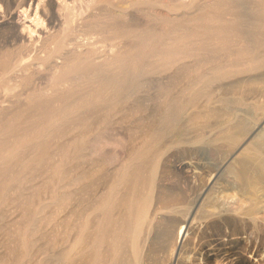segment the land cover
Segmentation results:
<instances>
[{
    "label": "rangeland",
    "instance_id": "obj_1",
    "mask_svg": "<svg viewBox=\"0 0 264 264\" xmlns=\"http://www.w3.org/2000/svg\"><path fill=\"white\" fill-rule=\"evenodd\" d=\"M34 2L35 5H37L39 0H0V79L3 83L8 82L10 86L18 84L20 79L17 78L16 74L22 75L23 72L15 68L17 65V53L29 58V60L18 65L23 66L27 63H31L29 72H25L24 74L34 72L30 82L31 84L22 87L18 86L14 91H6L4 87L0 85V264H47L49 259L57 258L66 246L70 247L71 244L73 245L77 241L80 243L82 242L84 245L88 242L89 246L88 249H85L86 251H83L86 253V256L82 253L81 259H78V262L76 261L74 264H88V262H90V259H88L90 255L89 250L91 251L92 247L95 246L92 240V234L95 231H98L100 239H102V236L104 237V240L102 239V247L99 251L102 252L101 250H103L102 253H104L107 250V253H104L106 256H110L111 254L109 243L112 242V240L114 242L119 241V244H122L124 241V234L120 239L116 237L117 235H121L120 229H123L122 215L125 213L127 206L125 203L126 201L123 199L127 198V192H125L126 190L123 188L124 186H122L124 183H121L117 169L126 161H128V163H134L135 167L139 164L142 165L140 160H133L134 156H137L145 149L146 140L149 139L152 133L151 131L154 130L158 124L156 120L159 121L160 114L164 112L162 109L165 110L164 107H167V104L186 87L187 79L184 78L185 72L183 71L203 67L201 71L203 72L204 69V71L206 70L205 73H208L212 69L222 66L223 68L219 76L216 77V80L214 79L213 82L209 83L210 85L207 84L208 86L206 85L205 88L208 87V89L204 88L206 91L203 89V92L212 95L211 97L214 103L211 102V106L220 105V103L215 101L225 97H229L230 99L243 97L244 99H241L245 100L244 103L246 105L240 106L238 115L240 114L239 116H243L245 114L246 117H248V113L246 114V112L250 110L248 109L250 108V104L253 105L256 102L264 104V66L256 70L247 71L248 69L246 67L248 66V61L252 57L257 56V51L255 50L257 44H253L255 46H251L249 51L241 53L238 58L235 56L229 57V50L227 52H222L221 55L218 54V57L210 59L207 63L202 60L203 56L200 57V59L192 57L187 60L189 61L188 63L186 62L187 66H182L180 72L174 68V71L163 74V77L161 75H158L161 77L157 75H155V77L151 76L153 79L152 83L154 84L150 82V88L139 95V97L141 96V104L144 103L143 106L146 107L147 105V107L145 109L142 108L139 114L131 115L128 109L132 104H130L131 106H127L120 121H115L120 115L116 116L115 122L112 123L103 134L104 136L100 139L96 147L97 152L91 155L92 150L88 148L83 151L87 156L82 157L80 156L82 148L78 141L81 133H83L84 130L91 129L92 125L88 124L86 127H81V123L83 119L89 120V123L92 121L91 111L88 110V113L86 112L83 114L79 113L82 112V110L70 113L66 109V105L75 102L81 98V96L83 97L86 92L90 91L95 85L93 84L94 81H96L100 76L99 74H103V72L105 75L109 74L110 71V75H112L114 74L112 71L120 69L121 66L122 69L126 70L130 66V68H142L151 66L155 62L158 63V55L160 52H169L173 50L169 46L173 37L180 34L184 27L192 26V24L195 23V19L203 16H212L210 14V11H212L211 7L216 5L219 1L94 0L92 2L94 8L91 9V12L88 11L87 14L94 13L97 15L96 22L99 26H102L100 31L103 32L102 34L94 35L93 38L96 40L104 36L105 40L99 42L95 46L97 50L92 64L79 66L76 70L75 76L80 77L79 74L81 73L84 75V77L81 75L82 78L80 77V80L74 81V85H76L77 88L71 92H65L60 97L53 92L54 86L48 72L49 66L53 64L42 65L39 60H34L33 58L37 55L44 57L45 53L41 52L40 49L41 44L49 34L57 33L63 29L65 14L68 12L70 6L78 8L82 3H87L88 0L42 1L39 8L40 14H42L49 23V28L40 29L42 34L40 36L36 34V37L39 38L36 42H33V39L30 37V24L33 25L31 19L26 16H20V14H22L21 10L26 6H32ZM239 12L248 15L249 18L264 25V15H262L264 12H252L251 15L247 11L243 12V10H239ZM215 14L217 16L226 15L225 12H216L213 15ZM81 22L82 21L79 23ZM263 27L258 26V29L254 28L250 31L252 32L249 34L254 40L253 43L264 41ZM242 29L241 27L239 33L241 32L240 34L242 36L247 35V31L243 29V32L246 31L243 33ZM254 30H256L257 33L254 32ZM71 38L74 37L71 36ZM80 39H78V41ZM71 49H73V45H69L63 53L66 54V52ZM80 49L81 48L78 50ZM82 49L84 50L85 48ZM234 49L236 48L232 50ZM262 50H264V48ZM11 53H13V56H10ZM63 53L59 54L54 62L60 63L64 57ZM133 54L134 56H132ZM135 54L137 55L135 56ZM260 54H262V52ZM125 55L128 56L126 57ZM121 60L123 62H121ZM125 60L128 61V63ZM234 60L236 62L235 64ZM124 63L127 64L125 65ZM146 63L148 64L146 65ZM241 69L243 71L240 72ZM235 70L239 73L234 72ZM98 71H100L99 74H97ZM229 72H231V74H229ZM167 75L177 76V78L181 75V77H179V80H176L175 77H172V79L170 77H165ZM193 77L191 78L195 80ZM195 78H198V75L195 76ZM221 78L224 79L220 81ZM173 79L176 81L172 84L171 82ZM156 80H158V82ZM161 85H165V89H161L164 91H162L163 94L160 90ZM168 89L169 91L171 90V95L164 97ZM258 89L260 91L262 90V92L258 91ZM209 91H212V93ZM205 93L200 94L198 107L191 110H203V105H206ZM46 96L48 97L46 98ZM58 99L59 101L57 103ZM155 105L158 107H155ZM47 111H49V113ZM160 111L162 113H160ZM139 126L141 127L138 128ZM261 128H264V118L260 122V129ZM258 131L259 129L256 130L255 128L250 135L243 140L244 142L241 141L236 147L233 146L235 149L224 140L220 139L216 130L210 131L209 129L203 131L204 138L201 135L198 137L202 132L199 130V132H192L189 133V135L183 136L187 141L183 142L184 144H169V148L166 149V152L162 156L157 172L158 174H156L155 177L154 198L150 208V214L153 218L152 230L147 237V242L143 243V251L141 254L142 264H169L170 258L168 250L171 248L172 241L170 237H168L170 239H160V229L166 226L170 233L172 229L178 225H181V227H184V225L188 226L187 232L188 229H190V232H192L191 236L195 235L196 238H198L199 235V238L201 237L197 244V251L195 252L196 256H198L200 252L204 253L207 264H213L217 256L223 257L225 250L233 252V256L231 257H236L235 260L238 261L237 264H264V254L250 259V257L246 258L242 253L245 251V248L246 252L248 250L249 252L253 250L257 255L259 252L261 253L264 251V217H262L264 215V154L259 157H254V146L252 145ZM90 133V138L94 139L95 132L91 131ZM193 136H195V138ZM170 137L171 136H167L162 141H168ZM191 138L192 140H189ZM198 139H200V141ZM205 141L208 142L205 143ZM246 148L248 149L246 150ZM4 152L7 154H4ZM68 152L70 154H68ZM105 159H108V161ZM191 159V163L185 164L186 161ZM234 159L236 161H234ZM102 161L108 163L100 168L97 163H101ZM229 164L244 174L245 181L248 176L247 179L251 185L249 187L250 189H247L249 193L247 195L251 196L252 207L248 206L249 208H246H252L253 210L257 209L256 211L259 212L257 213L258 215L255 213H246V208L245 211L239 212V209L234 210V208L229 207L227 211H216L201 224L192 225V228L187 220H183L186 208L189 204L196 203L197 196L199 198L201 194L208 192L212 185H209V183L218 172L221 182L225 181L223 185H226V183L232 184L233 181H235L237 186L241 185L240 181L236 180L233 176L230 177V175L225 172ZM60 166H62V168ZM116 166L118 167L116 168ZM195 166H197V168H195ZM140 167L141 166L138 168ZM94 168L96 170H93ZM62 171L63 173L65 172L64 175ZM139 172H142L141 169ZM201 172L204 174H201ZM112 173L113 175L116 174L113 176ZM101 177H103V180ZM63 178H67L68 180H64ZM226 178L229 179L226 180ZM256 178L259 179L258 184ZM89 181L90 183H88ZM254 181L256 183H254ZM110 182H112L111 185ZM252 182L254 183L253 186ZM110 187H115V191L110 192ZM141 195V192L140 194L137 192L130 193L127 202L138 199ZM98 203L100 206L98 205L97 207L96 205ZM101 203H103V205H101ZM106 205H108V208ZM101 206L104 207L100 208ZM112 207L114 209L116 208V210ZM118 208L119 210L117 211ZM110 211L113 213L112 215ZM102 213H104V215ZM97 221L99 222L98 224ZM109 221L110 224H108ZM88 223L92 228L91 226L89 227ZM92 223L98 226L95 227V224L93 225ZM100 223L101 226L99 225ZM78 225L80 227H78ZM182 229L183 228H181L180 231ZM106 231L108 232L105 233ZM251 232H253L251 243L247 244L244 240H230V235L234 233L241 235L250 234ZM187 235L188 234H186V236ZM186 236L183 238L182 242L178 239V242L176 241L177 245L183 244L187 238V248L191 249L194 245L191 243L188 236ZM259 236L262 238L260 239ZM103 245L105 247H103ZM226 246L228 248H226ZM122 249L124 248L122 247ZM58 250L60 251L58 252ZM125 251L124 249L120 252L122 258H125ZM55 252L58 254H55ZM225 257L226 256H224V258ZM260 257H262L260 263L256 262ZM119 262V264H121L123 261L121 262L119 260Z\"/></svg>",
    "mask_w": 264,
    "mask_h": 264
},
{
    "label": "bare ground",
    "instance_id": "obj_2",
    "mask_svg": "<svg viewBox=\"0 0 264 264\" xmlns=\"http://www.w3.org/2000/svg\"><path fill=\"white\" fill-rule=\"evenodd\" d=\"M42 1H44V0H39V3L37 5H35V2H34L33 5L30 7L29 6L24 7L21 10L22 14H20L21 17L26 16L27 18H30L32 21L31 23H33V25L30 24V37L33 39V42H36L39 40V38L36 37V34H39V36L42 34L40 29L49 28V23L47 22L45 17H43V15L40 14L41 12H40L39 8H40ZM93 1L94 0H88L87 3H82V5L78 8L70 6V8L68 9V12L65 14V21H64L63 29L57 33L49 34L48 37L41 44L40 49H41V52L45 53L44 57L37 55L33 58L34 60H39L40 64H42V65L53 64V65L49 66L48 72H49L51 82L54 86L53 92L56 95H59V97L62 96L65 92H71L77 88V86L74 85V81L80 80V77H81V75H83V73L80 72L81 73V74H79L80 77H77V76H75V74L77 72L76 70L78 69L79 66H87L89 64H92V62L94 61V55H95L96 50H97L96 49L97 47L95 48V46L99 42H103L105 40L104 36L102 38H99L96 40H94V38H93L94 35H99V34H102V32H103V31L102 32L100 31V29H102V26H99V24L96 22L97 15H95L94 13L87 14L88 11L91 12V9L94 8L93 3H92ZM147 1H157V0H147ZM168 1H172V0H168ZM180 1H183V0H180ZM189 1H195V0H189ZM213 1H219V2H217L216 5L211 7L212 11H210V14L212 16H203L202 15L203 17L195 19V23L192 24V26L184 27L182 32L180 30L181 33L178 34L176 37H173L172 41L170 40L171 42L169 43L170 44L169 46L173 50L169 51V52H167V51L160 52V54L158 55V57H159L158 63L155 62L151 66L142 67V68H139V67L130 68L131 66L129 65L130 67H128V69H126V70L122 69V66H121L120 69L113 70L112 72H114V74H112V75H110V71H109V74H105V75H104V72H103V74L102 73L99 74L100 71H98L97 74L100 75L99 78L96 81H94L93 84H95V85L92 87V89L83 95L84 98L81 96V98H79L75 102L68 103L66 105V109L70 113H72V112L74 113L76 111L82 110V112H79V113L83 114V113H86L88 110L91 111L92 121L89 123V120L83 119V121L81 123V127H86V125L90 124V125H92L91 126L92 128L88 129V130H84L83 133H81V135H80V138L78 141V143L80 144V146L82 148V151H81L82 153H80V156H82V157L87 156V154L83 153V151L88 149V148H91V150H92L91 155L94 152H97L96 147H97L98 143L100 142V139L104 136L103 134L107 131L109 126L112 125V123H114L117 120L120 121L121 117H123V113L125 112V109L127 106H131L130 104H132V106L128 109V110H130L131 115L139 114L142 111V108L145 109L147 107V105H146V107L143 106L144 103L141 104V100H140L141 96L139 97V95L142 94L143 92L147 91L150 88L149 83L153 82V79L151 78V76L155 77V75H157V76L161 75L162 76L163 74H168L170 71H174L173 70L174 68H176L177 70H179L178 72H180V70H182V66L186 65L189 62L187 60L192 58V57H196V58L200 59V57L203 56L202 60L206 61V63H207L210 59H215L216 57H218V54L221 55L222 52H227L229 50V52H228L229 57L235 56L238 58L241 53L247 52L251 49V46H255L253 44H257L255 47V50L257 51V56L252 57L248 61V66L246 67L248 69L247 71L249 72V70H256V69L264 66V50H262L264 48V41L253 43L254 40L250 37V34H249V33H252V32H250L252 29L257 28L258 26L263 27L264 25L259 23V22L254 21L252 18H249L248 15H246L242 12H239V10H243V12L247 11L248 13H250V15L252 12H257V13L261 12L262 13V12H264V0H213ZM139 3H141V2H139ZM97 4H98V2H97ZM204 6H205V4H204ZM204 6H203V9H204ZM171 10H173V9H171ZM200 10L204 11L202 9H200ZM216 12H218V13L225 12L226 15L225 16L224 15L223 16H217L216 14H215L216 16L213 15ZM33 14H34V16H33ZM262 15H264V13ZM228 16H230V17H228ZM80 21H82V22L79 23ZM180 21H181V19H180ZM186 22H187V20H186ZM103 24H105V23H103ZM229 25H232L233 27L229 26ZM241 27L247 31V32L244 31V32L248 33L247 35L242 36L240 34L241 32L239 33V30L241 29ZM243 29H242V32H243ZM130 30H131V28H130ZM263 30H264V27H263ZM254 32H256V30H254ZM169 33H170V31H169ZM123 35H124V33H123ZM71 36H73L74 38H71ZM80 37H81V39H80ZM263 37H261V38H263ZM155 38H153V39H155ZM78 39H80V40L78 41ZM146 39H148V38H146ZM161 42H160V44H161ZM165 44H166V42H165ZM69 45H73V49L68 50L66 52V54H64L63 51L66 50ZM134 45H136V44H134ZM132 46H133V44H132ZM149 46H150V44H149ZM159 47H160V45H159ZM79 48H81V49L78 50ZM82 48H85V49L83 50ZM233 48H236V49L232 50ZM140 49H142V48H140ZM145 50H146V48H145ZM260 51L262 52V54H260L261 53ZM140 52H141V50H140ZM62 53L64 54L62 61L60 63L54 62V60L59 56V54H62ZM135 53H136V51H135ZM137 54H135V56ZM10 56H13V53H11ZM125 56L127 57L128 55H125ZM132 56H134V54ZM27 60H29V58L22 56V55H19V53H17V61H16L17 65L15 68L18 70H21L23 73H22V75L16 74L17 78H19L20 80L19 81L17 80L18 84H15L13 86H10L8 84V82H6V81H5L6 83H3L0 79V85L3 86L6 91H14L18 86L22 87V86H27L28 84H31L30 82L32 80L34 72L24 74L25 72H29L31 63H27L23 66L18 65V64L25 62ZM226 61H227V59H226ZM121 62H123V61L121 60ZM126 62L128 63V61H126ZM198 62H200V61H198ZM127 63H124V64L126 65ZM195 63H193V64H195ZM235 63L236 62L234 60V64ZM130 64H132V63H130ZM141 64H143V63H141ZM147 64L148 63H146V65ZM138 65H140V64H138ZM228 65H231V64H228ZM191 66H193V65H191ZM202 68L203 67H200V68L198 67V68H193V70L188 69V70L183 71V72H185L184 78L187 79L186 87H184L178 93V95L175 98H173V100L169 104H167L166 102H163L164 104L166 103L168 106L164 107L165 110L162 109L164 111L163 114H160V113H162L160 111L159 121L156 120L158 122V124H157L156 128L151 131L152 133H151L149 139L146 140L145 149L141 153L139 152L140 154H138L137 156H134L133 160H140L141 161L140 163H142V165L138 163L139 165L137 164L138 166L135 167L134 163H131V162L128 163V161H126L125 163H123L120 166V168L117 169V172L120 176L121 183L122 182L124 183V185H122V186H124L123 188L126 190V191L125 190L124 191L127 192L126 197L128 198L129 197L128 195L130 193L132 194L134 192H137L138 194H140V192H141L142 195L138 199L130 200V202H127V198L123 199L124 201H126L125 203L127 204L126 211L122 215V228L123 229H120L121 227L119 228L121 230V235H119V236L117 235L116 238L120 239L122 237V235L124 234V241L122 244H119V241L114 242L113 240H112V242L109 243V247H110V251H111L110 256H106V254H104L105 252L107 253V250L106 251L104 250L105 251L104 253H102L103 250H101L102 252L99 251V249L102 247V243H103L102 239L104 240V237L102 236V239H100L98 236V231H95L92 234V240L95 243V246L92 247L91 251H93V252H91L89 250L90 255L88 254L89 255L88 259H90L89 260L90 262H88V264H119L120 263L119 260L121 262L123 261L121 264H142L141 263V254L143 251V243L147 242V237L149 236V234L152 230L153 218H152V215L150 214V208L152 206V201L154 198L153 197V191H154V187H155V177H156V174H158L157 172H158L159 164L162 160V156L166 152V149L169 148L168 147L169 144L172 145L175 143L187 142L183 136L189 135V133H192V132H197V131L199 132V130L202 132L198 135V137L200 135L203 137V135H204L203 131L209 129L210 131L216 130L218 132L217 134L220 136V139L224 140L226 143H228L232 147L233 146L236 147L241 141H243L246 137H248L250 135V133L256 128V130L259 129V131H258V133H256V135L254 137L255 141L252 142V145L254 146V148H253L254 149L253 150L254 151V157H259L260 155L264 154V150H263L264 149V128L260 129V122L264 118V104L256 102L255 104L252 105L249 103L250 108H248V109H250V110L248 112H246V114L248 113L247 114L248 117H246L245 114H244L245 116L244 115L239 116L240 114L238 115V112L240 110V106L246 105L244 103L245 100H242V99H244L243 97H241L242 99L241 98L230 99L229 97L228 98L222 97L223 99H218L215 101V102L220 103V105L211 106L210 103L213 102L212 97H211L212 95H209V93L207 94V93L203 92V89L206 87L207 84L210 85L209 83L213 82L214 79L216 80V77L219 76L223 67L222 66L216 67L215 69H212L208 73H205L206 70L204 71V69L202 72L201 71ZM177 70H175V71H177ZM92 71H94V70H92ZM241 71H243V70L241 69L240 72ZM105 72H107V71H105ZM234 72L239 73L236 70ZM242 73H244V72H242ZM229 74H231V72H229ZM193 75H194V77H193ZM197 75H198V78H195V76H197ZM161 76H158V77H161ZM0 77H1V74H0ZM82 77H84V75ZM149 77L152 79V81ZM165 77H170L172 79V77H175V76H168L167 75ZM179 77H181V75ZM179 77L177 78V76H176L175 77L176 80H179ZM191 77H193L195 80H193ZM7 78H8V76H7ZM160 79H159V81H160ZM182 79H183V77H182ZM223 79L221 78L220 81ZM156 81L158 82V80H156ZM163 81H164V79H163ZM173 81H174V79H173ZM173 81L171 82L172 84L175 83V81L174 82ZM218 81H219V79H218ZM259 81H260V79H259ZM255 82H258V81H255ZM161 83H162V80H161ZM65 84L66 85L69 84V85L66 86ZM152 84H154V83H152ZM200 85H202V86H200ZM1 89H2V87H1ZM161 89H165V85H161L160 90ZM205 89H208V87ZM259 89H258V91H260ZM162 91L163 90H161V92ZM163 92H162V94H163ZM209 92L212 93V91H209ZM260 92H262V90ZM202 93H205L204 95L206 96V103H205L206 105H203L204 106L203 110H191L193 108L198 107L199 96ZM257 93H259V92H257ZM257 93H256V95H257ZM72 94H73V92H72ZM170 95H171V90L169 91V89H168L166 91L164 97L170 96ZM251 95H252V93H251ZM47 97L48 96H46V98ZM161 97H162V95H161ZM63 98H65V97H63ZM82 98H83V101H82ZM58 101H59V99L57 100V103H58ZM54 104H56V103H54ZM155 107H158V106L155 105ZM54 109H55V107H54ZM152 110H154V109H152ZM243 111H244V109H243ZM47 112L49 113V111H47ZM118 115H120V116L117 117V119L115 120V117ZM80 116H81V114H80ZM144 117H146V116H144ZM138 119H140V118H138ZM81 120H82V118H81ZM11 121H14V120H11ZM140 127L141 126H139L138 128H140ZM144 127H145V125H144ZM91 131L95 132L94 139L90 138V134H91L90 132ZM167 136H171V137L169 138L168 141L163 142L162 140L164 138H166ZM190 136H191V134H190ZM195 136H193V137L195 138ZM104 138H106V137H104ZM189 140H192V138ZM198 140L200 141V139H198ZM206 142H208V141H205V143ZM10 146H12V145H10ZM67 147H69V146H67ZM136 147H137V145H136ZM2 149H3V147H2ZM73 149H75V148H73ZM247 149L248 148H246V150ZM5 150H6V148H5ZM13 150H15V149H13ZM66 150H67V148H66ZM68 150H70V149H68ZM76 150H77V148H76ZM230 151H231V149H230ZM244 152H245V150H244ZM4 154H7V153L4 152ZM68 154H70V153L68 152ZM10 156H11V154H10ZM70 158H71V156H70ZM105 160L108 161V159H105ZM98 161H100V160H98ZM234 161H236V160L234 159ZM191 162H192V159L186 161L185 164H188ZM246 162H248V161H246ZM106 163H108V162L105 161V163H104L102 161L101 163H97V165L101 168ZM231 163H233V162H231ZM60 165H62V164H60ZM230 165L231 164H229L228 167H226L225 172L228 173L230 175V177L233 176L236 180L240 181L241 185L239 184L240 186H237L235 184V181H233L232 184L226 183V185H223L225 181L222 179L224 182H221V178H220V176H218L219 172L215 176L213 175L214 177L211 179V181L209 183V185H211V184L212 185L210 186L208 192L205 194H201L202 193L201 192L200 193L201 196H199V198L197 196L196 203L193 201L194 204L193 203L191 205L189 204L186 208L183 220H187L188 223L191 224V226L194 224L198 225V223L201 224L202 222H204V220L206 218H209L216 211L217 212H220L222 210L227 211V209L229 210V207H232V208H234V210L239 209L238 211L241 212V211H245L246 207L247 208L252 207L251 206V201H252L251 196L247 195V194H249L247 192V189L251 185L247 179L248 176L246 177V181H245L244 174L241 171H239L237 168L230 166ZM139 166H141V167L138 168ZM60 167L62 168V166H60ZM117 167L118 166H116V168ZM195 168H197V166H195ZM140 169L142 172H139ZM56 170H58V169H56ZM93 170H96V169L94 168ZM63 171H62V173H63ZM98 171H99V169H98ZM64 173H63V175H64ZM95 174H97V173H95ZM201 174H204V173L201 172ZM112 175H113V173H112ZM225 175L228 176L227 174H225ZM92 177H94V176H92ZM263 177H264V175H263ZM102 178L103 177H101V179ZM257 178H259V177H257ZM63 179L65 180L67 178H63ZM228 179L226 178V180H228ZM253 179H255V178H253ZM113 181H115V180H113ZM238 181H236V182H238ZM261 181H263V180H261ZM256 182L258 184L259 179H257ZM256 182L254 181V183H256ZM88 183H90V181ZM111 183L112 182H110V185H111ZM254 183L252 184V186L254 185ZM86 187L88 188L87 184H86ZM93 188H94V186H93ZM114 188L115 187H110V192L115 191ZM159 198H161V197H159ZM162 198H163V196H162ZM116 202H117V200H116ZM200 202H201V204L198 207ZM121 203H123V202H121ZM125 203H123V204H125ZM252 204H253V202H252ZM98 205H99V203L96 206L98 207ZM101 205H103V203H101ZM107 206L108 205H106V207ZM121 206H123V205H121ZM103 207L104 206H101L100 208H103ZM95 210H94V212H95ZM114 210H116V208ZM118 210H119V208L117 209V211ZM256 210H253L252 208H250V209L246 210L247 211L246 213H248V214H254L255 213L256 215H258L257 213H259V212H257ZM120 212H123V211H120ZM110 213H111V215L113 214L111 211H110ZM102 214L104 215V213H102ZM103 215H102V217H103ZM262 217H264V215ZM84 221H85V218H84ZM100 221H102V220H100ZM98 223L99 222L97 221V224ZM82 224H83V220H82ZM88 224H87V226H88ZM92 224L94 225L95 223H92ZM108 224H110V221ZM99 225L101 226V223ZM112 225H110V226H112ZM90 226L91 225L89 224V227ZM97 226L95 224V227H97ZM78 227H80V226L78 225ZM65 228H67V227H65ZM91 228H92V226H91ZM181 228H184V230L180 231ZM187 228H188V226H186V225H184V227H181V225H178V226L174 227L170 233H169L166 226H164L163 228L160 229L161 230L160 234H159L160 239L170 237L171 239L170 238H168V239H170L172 241L171 248L168 250L169 251V258H170L169 264H207V261H205L204 253L200 252V254L198 256H196V252H195V251H197L196 250L197 244L200 241L201 237L199 238V235H198V238H196L195 235L191 236L192 232H190V229H188V232H187ZM192 228H193V226H192ZM78 230H77V232H78ZM69 231H68V233H69ZM111 231H112V229H111ZM107 232L108 231H106L105 233H107ZM186 234H188L187 235L188 238L191 240V243L194 245L193 248H191V249L187 248V241H188L187 238L183 244L181 243L179 246L177 245V242H178L177 240L180 239L182 242L183 238L186 236ZM252 235H253V232H251L250 234H241V235L234 233V234L230 235L231 236L230 240H244L245 243L248 244V243H251V241H252V238H253ZM113 238H114V236H113ZM255 238H256V235H255ZM261 238L262 237H260V239ZM85 239H84V241H85ZM263 239H264V236H263ZM87 241H89V240H87ZM100 241H101V243H100ZM228 241H229V239H228ZM90 244H91V242H90ZM88 246H89L88 242L86 245H84L82 242L80 243L79 241H77L73 245L71 244L70 247L66 246V248H64L62 250L61 254L57 258L49 259L47 261V264H74L78 259H81L82 253L85 254V256H86V253H84L83 251L86 248L88 249ZM103 247H105V246L103 245ZM122 247L126 250L125 251V258H122V255H120V252L122 250H124V249H122ZM226 248H228V247L226 246ZM59 251L60 250H58V252ZM232 253L233 252H231L229 250H225L223 254L226 257L224 258V256L223 257L217 256L215 258L213 264H237L238 261L235 260L236 257H231V256H233ZM242 253L244 256H246V258L250 257V259H254L256 256H261L262 254H264V251L261 253L259 252L257 255L256 252H253V250L250 252L248 250L246 252V248H245V251ZM55 254H58V253L55 252ZM210 255H212V254H210ZM260 259H262V257L258 258L256 260V262L260 263ZM195 261H196V263H195ZM199 261H201V262H199ZM225 261H226V263H225ZM83 263H85V262H83Z\"/></svg>",
    "mask_w": 264,
    "mask_h": 264
},
{
    "label": "built area",
    "instance_id": "obj_3",
    "mask_svg": "<svg viewBox=\"0 0 264 264\" xmlns=\"http://www.w3.org/2000/svg\"><path fill=\"white\" fill-rule=\"evenodd\" d=\"M183 230H184V228L181 231H183Z\"/></svg>",
    "mask_w": 264,
    "mask_h": 264
}]
</instances>
